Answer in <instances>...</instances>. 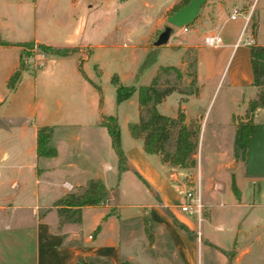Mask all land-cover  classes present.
Segmentation results:
<instances>
[{
  "label": "crops",
  "instance_id": "0c3cea01",
  "mask_svg": "<svg viewBox=\"0 0 264 264\" xmlns=\"http://www.w3.org/2000/svg\"><path fill=\"white\" fill-rule=\"evenodd\" d=\"M109 1L0 0V264H75L86 256L106 258L113 264H197L203 244L220 255V264H250V256L252 264H264V181L252 183V200L247 203L237 180L240 198L234 196L231 207L239 210L245 206L249 211L239 214L232 231H226L223 223L213 225L211 209L214 203L201 197L209 214L200 223V240L188 239L172 219L192 232L198 229V219L196 215L180 211L179 204L172 198L171 183L186 190L183 176L190 170L166 163L160 155L145 153L143 139L131 136L129 125L139 121L137 93L120 104L116 102L115 112H106L101 90H97L92 79L94 73L100 74V70L97 65H90L92 51L102 46L64 47L52 42V37L66 34L65 30L77 25L78 15L80 24L86 26L87 14L90 16ZM182 1L166 0L158 5L144 0L143 9L120 16L115 32L125 30L127 34L134 16L141 24L147 21L150 29L145 42L135 48L148 52L162 23L160 15ZM212 1L214 5L207 3L201 7L195 21L188 25V32L180 31L184 37L175 38L177 34H171L167 44L161 46L178 54V66L158 65L149 71L152 80L160 67L185 68L183 56L187 50H194L199 55L202 50L216 54L203 60L198 57V67L203 62L205 71L203 84L199 85L196 95L177 94L175 104L167 107L173 94L157 105L161 115L176 118L184 100L182 109L186 124L203 120L194 108L202 100L207 83L220 74L222 78L226 73L230 89L252 90L254 98L247 100L246 108L258 92L252 86L250 46L246 45V40L252 39L253 45L264 46L258 38V16L253 21V4L250 0H240L237 5L233 0ZM245 4L247 7L242 11L241 6ZM235 11L237 15L232 20ZM151 14L155 16L152 18ZM91 24L93 29L100 26L98 22ZM194 25L199 31H205L203 39L211 34L219 35L223 46L212 49L199 37L190 36ZM31 43L74 52L64 57L51 55L49 69L44 61L43 67L35 72L26 68L21 70L13 89H8L9 78L19 69L22 46ZM135 75L117 76L122 85L130 86ZM197 79H201L199 71ZM125 104L135 107L134 114L126 110ZM121 109L124 112L119 116ZM103 116L117 119L121 148L127 158L128 170L125 172L140 179L135 174L138 173L147 182L140 179L149 193H153L154 188L161 193H157L152 202L131 206L139 212L136 227L122 224L121 209L115 204L113 189L118 187L121 174L110 136L101 126ZM20 120L23 121L21 124ZM202 125L201 122L200 127ZM42 127L53 129L50 145L57 153L54 158L37 156V131ZM230 157L227 159L229 164H223V169L230 165ZM166 169L170 170L168 178ZM179 171H184L182 177ZM91 180L103 182L108 191L107 201L82 208L79 223H61L55 203L67 194L82 191ZM215 186L219 185L212 187L218 192ZM218 205L221 207L222 204ZM145 215L150 216L149 224L159 230L152 241ZM251 218L254 219L252 224ZM212 225L216 232L224 233L219 239L211 233ZM202 238L204 243H201ZM246 240H251L250 244H246Z\"/></svg>",
  "mask_w": 264,
  "mask_h": 264
},
{
  "label": "rangeland",
  "instance_id": "374dc122",
  "mask_svg": "<svg viewBox=\"0 0 264 264\" xmlns=\"http://www.w3.org/2000/svg\"><path fill=\"white\" fill-rule=\"evenodd\" d=\"M144 0H128L126 2H119L117 0H110L108 5L98 7L95 12L86 17V26L81 25L80 16H77V25H73L70 29L65 30L66 34H63L59 37H52V42L57 45L64 47H74L79 44H91L93 46L101 45L100 49L95 48L92 51V59L90 65H97V68L100 70V74L96 75L94 73L92 79L93 82L100 87L101 97H102V106L106 112H115L116 106V93L115 87L111 84V77L117 74L119 77L127 76L131 73H137L140 66L149 58L151 52H153L154 62L151 67L145 68L144 71L139 75L136 86H146L149 85L151 81V74H149L150 69L158 65H175L179 63L178 54L172 52L164 47H154L152 44L157 40L158 36L164 31L166 27H169L167 23V18L170 17L176 7L182 6V2H179L174 7L170 8L165 14L160 15L162 23L157 29L155 36L151 40V48L148 52L143 53L142 48H135V45L143 44L145 38L148 35L150 29V24L147 21L143 24L139 23L140 21L133 17L131 30L125 34V30L115 32V26L118 25L120 16L126 13H131L143 9L141 7ZM166 0H149L154 4H160ZM239 2L240 0H233ZM104 2V1H103ZM209 3L214 5L212 0H206L205 5ZM250 4H253V21L255 22L256 17L259 18L260 29H259V42L264 43V0H250ZM239 5V4H238ZM242 11H244L247 5H242ZM96 13V14H95ZM117 13V14H116ZM152 18L155 14H151ZM98 22L100 23L99 28H94L91 23ZM65 29V28H64ZM196 31H195V30ZM181 28H173L172 35H176L175 38L184 37V34H179ZM190 36L199 37L201 42H204L203 34L204 30H198V27H194L190 30ZM48 33V32H47ZM244 38L246 34L244 33ZM38 45L26 44L22 46V54L20 62L23 69H29V71L34 72L32 68V63L30 62V57L34 58V48H37ZM44 52L40 49H37V54H43ZM87 53V51L85 52ZM216 55L211 50H202L197 53L194 50H187L183 56V60L189 58L196 60L195 64V74H196V86L199 88V85L203 84L202 75L205 71V66L203 62L198 67V57L203 60L209 56ZM49 54L43 59L45 61L46 69H49L52 66L51 61L49 60ZM37 61L41 62L42 59L38 58ZM50 61V62H49ZM188 64L186 63L185 68L179 67L183 71H188L191 73L192 70L187 69ZM198 71L200 72L201 79H197ZM226 73L221 78V74L215 77L212 81L207 83L204 96L198 104L194 102V105H198L194 108L197 115H202L203 120L195 121L199 124L203 123L200 127L197 151L194 156L195 165L192 168H188L189 172L185 173L184 171H179V176H183V182L186 185V190L178 187L176 183H171L173 189L174 202L180 204L183 200V195L186 192H194L196 186L199 183L201 189V197H204L206 200H210L214 203V207L211 209V219L212 223H223L226 225V231H232L234 228V220L241 213H246L249 211L247 207L241 209H233L231 205L233 204L234 195L231 191V178L234 177L237 187V180L241 188H243V198L245 202H251L252 200V183L258 181H264L262 179L250 178L245 175V162L241 159H235L233 148H234V138L236 132V123L241 121L249 120L255 125H261L264 123V108H257L254 110L252 115L248 113L249 101L247 108L246 103L249 98H254L252 90H233L228 87L227 80L225 78ZM120 77V78H121ZM170 81L176 83L180 86L181 89L187 90L191 82V78L186 76L180 82H178L175 77L170 76ZM219 82V85H218ZM135 84V83H133ZM174 94V95H173ZM179 93H171L173 95L170 100L167 102V107L173 106L176 102V97ZM169 95V96H170ZM168 97V96H167ZM166 97V98H167ZM256 98V97H255ZM253 101V100H252ZM126 107L128 104H125ZM83 107V106H82ZM84 108V107H83ZM246 108V109H245ZM126 110L130 114H134L135 107H127ZM206 110V111H205ZM122 109L119 110V116L122 115ZM233 114L235 116L233 117ZM122 118V117H120ZM234 118V119H233ZM23 122L19 121V124ZM231 156V157H230ZM230 157L231 163H234V167L230 168L227 166L223 169V164H229L227 159ZM198 165V167H197ZM182 169V168H179ZM185 170V169H182ZM168 169H166V178L169 174ZM218 184L219 186L215 189L218 192L213 190V185ZM153 188V187H152ZM153 193H149L148 188L134 176L131 172L121 173V179L118 187L113 189V194L115 196V204L121 209L120 212L123 217V225L137 226L138 224V210L132 208L135 204L146 203L154 201L157 193L161 195L160 191L154 188ZM211 198V199H210ZM221 203V207L218 205ZM202 204V200H201ZM254 212L251 213V215ZM202 218H207L209 212L206 207L202 204L201 210ZM145 222L147 224L148 236L153 240V236L157 233V228L149 224L150 216L145 215ZM254 219L251 218L250 223ZM180 223L178 220H176ZM176 226L177 224L174 223ZM182 224V223H180ZM184 225V224H182ZM211 226V233L215 239H219L220 236H223L224 233H218ZM185 226V225H184ZM246 226H249L246 225ZM178 227V226H177ZM205 227V224H204ZM189 230V229H188ZM190 234L194 237L196 242H198L197 231ZM218 243L222 242L216 240ZM205 240L202 238L201 243H204ZM251 240H246V244H250ZM250 264H252V256ZM220 255L213 251L211 248L203 244L202 249L198 252V263L197 264H220ZM249 262V261H248Z\"/></svg>",
  "mask_w": 264,
  "mask_h": 264
},
{
  "label": "trees",
  "instance_id": "16d2710c",
  "mask_svg": "<svg viewBox=\"0 0 264 264\" xmlns=\"http://www.w3.org/2000/svg\"><path fill=\"white\" fill-rule=\"evenodd\" d=\"M190 0H183L182 6L176 7L174 13L183 6L187 5ZM255 25H253V34ZM31 45V44H29ZM46 55L67 56L74 50L55 49L45 45L37 47ZM153 52L149 58L140 66L135 75L134 83L130 86L121 84L117 75L111 77V84L115 87L116 102L120 104L130 99L133 94L138 95L139 121L136 124L129 125V132L134 139H143L144 151L147 154H156L162 157V160L175 167L188 169L195 165L194 156L197 151V144L200 132V126L197 122L185 123L184 113L181 101L176 118L161 115L157 111V105L165 100L171 93H179L184 97L196 95L198 88L196 85L195 64L196 60L188 58L186 63L187 69L181 71L179 68L160 67L156 75L152 78L149 85L136 87L139 75L145 68L151 67L154 59ZM251 67L253 74L252 86L257 89L256 98L249 103L248 113L252 115L255 109L264 108V46H250ZM23 70L20 62L19 69L15 71L8 80V89H13L18 81L20 71ZM180 82L184 77L191 78L187 90H183L176 83L170 81V76ZM94 86L100 91L98 85ZM234 119V118H233ZM101 126L104 127L110 136L112 147L118 159L119 174L128 170L127 158L121 148L120 129L115 117H102ZM236 132L234 138V158L246 161L247 141L255 133L259 125H255L249 120L236 123ZM53 129L49 127L39 128L37 131V156L39 158H54L56 150L50 145ZM145 184L147 182L135 173ZM231 191L236 199L240 198V191L236 185L234 177L231 178ZM108 198V191L100 180H91L85 189L79 192H73L65 195L55 203L61 223H79L82 208L92 207L104 204ZM112 213V210H111ZM110 213V214H111ZM109 216V214L107 215ZM178 228L190 240H195L190 234L188 228L172 219ZM75 264H113L109 259L99 257H82ZM121 264H130L122 262Z\"/></svg>",
  "mask_w": 264,
  "mask_h": 264
},
{
  "label": "water",
  "instance_id": "95a60500",
  "mask_svg": "<svg viewBox=\"0 0 264 264\" xmlns=\"http://www.w3.org/2000/svg\"><path fill=\"white\" fill-rule=\"evenodd\" d=\"M206 0H190L189 3L167 18L169 27L158 36L153 43L154 47H161L167 44L172 28H182L195 21L201 7ZM234 167V163L229 165ZM245 175L250 178H264V123L259 125L255 133L247 141V154L245 161Z\"/></svg>",
  "mask_w": 264,
  "mask_h": 264
},
{
  "label": "built area",
  "instance_id": "2783aa9c",
  "mask_svg": "<svg viewBox=\"0 0 264 264\" xmlns=\"http://www.w3.org/2000/svg\"><path fill=\"white\" fill-rule=\"evenodd\" d=\"M236 15H237V11L233 12V14L231 15V19L234 20L236 18ZM188 30H189L188 26L181 28V31L183 33L188 32ZM239 43H240V40L235 45V47H237ZM204 44L209 48L217 49L223 46V40L219 35L211 34V35L204 37ZM253 44L254 42L252 39L246 40L247 46H252ZM37 49L38 48H34L33 50L34 58L33 57L29 58L30 59L29 63H32V68H34V72L43 67L44 65L43 59L47 56L45 53L38 55ZM38 58H41L42 61L41 62L37 61L36 59ZM179 208H180V211L186 215H196L197 216V219H198L197 235H198V239L200 240V235H201L200 223L202 221V214H201L202 204H201V189H200L199 183L197 184L196 190L194 192H191V191L186 192L183 195V200L179 204Z\"/></svg>",
  "mask_w": 264,
  "mask_h": 264
}]
</instances>
